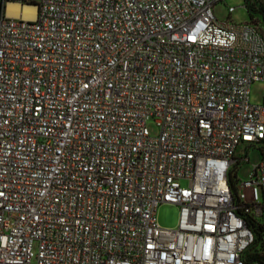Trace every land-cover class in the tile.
<instances>
[{
    "label": "built area",
    "instance_id": "built-area-1",
    "mask_svg": "<svg viewBox=\"0 0 264 264\" xmlns=\"http://www.w3.org/2000/svg\"><path fill=\"white\" fill-rule=\"evenodd\" d=\"M222 1L0 0V264H264V34Z\"/></svg>",
    "mask_w": 264,
    "mask_h": 264
},
{
    "label": "rangeland",
    "instance_id": "rangeland-1",
    "mask_svg": "<svg viewBox=\"0 0 264 264\" xmlns=\"http://www.w3.org/2000/svg\"><path fill=\"white\" fill-rule=\"evenodd\" d=\"M254 7L260 14L257 15V24H259L261 31L264 34V0H253ZM246 0H225L215 6L214 12L220 21L224 22L230 19L236 24H244L250 21V13L247 9ZM234 8V12L229 15L228 9ZM264 95V83H255L250 90V100L253 105H262ZM148 130L152 137L156 138L159 135V129L154 123L150 121ZM260 146L256 145L249 150L246 160L243 161L236 173L237 179L240 181H247L253 171V166L257 165L261 160ZM248 200L252 199V192L246 191ZM179 209L176 206L163 205L157 211L158 222L163 228L173 229L178 223Z\"/></svg>",
    "mask_w": 264,
    "mask_h": 264
},
{
    "label": "trees",
    "instance_id": "trees-1",
    "mask_svg": "<svg viewBox=\"0 0 264 264\" xmlns=\"http://www.w3.org/2000/svg\"><path fill=\"white\" fill-rule=\"evenodd\" d=\"M250 13V21L249 22H253V23H257V15L260 14V11H257L254 7V3L253 0H246V5H245ZM236 174L233 175L230 178V184L231 187L234 191V193H236ZM246 224L247 226L251 229V231L253 232V234L255 235V246L254 248L256 249L257 247L260 246L261 242H262V237H263V229H262V225L254 220L252 217L248 216L246 218ZM255 260H261L260 257H255Z\"/></svg>",
    "mask_w": 264,
    "mask_h": 264
},
{
    "label": "bare ground",
    "instance_id": "bare-ground-1",
    "mask_svg": "<svg viewBox=\"0 0 264 264\" xmlns=\"http://www.w3.org/2000/svg\"><path fill=\"white\" fill-rule=\"evenodd\" d=\"M8 14L12 17H18L20 14H23L26 19L33 20L35 18V9L31 6L20 7L15 3H9Z\"/></svg>",
    "mask_w": 264,
    "mask_h": 264
}]
</instances>
